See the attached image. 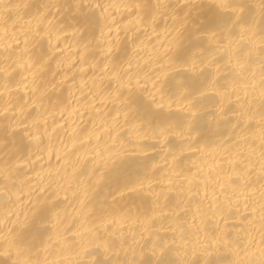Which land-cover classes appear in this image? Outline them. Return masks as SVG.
Masks as SVG:
<instances>
[{
  "label": "bare ground",
  "instance_id": "6f19581e",
  "mask_svg": "<svg viewBox=\"0 0 264 264\" xmlns=\"http://www.w3.org/2000/svg\"><path fill=\"white\" fill-rule=\"evenodd\" d=\"M0 264H264V0H0Z\"/></svg>",
  "mask_w": 264,
  "mask_h": 264
}]
</instances>
